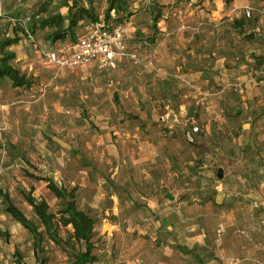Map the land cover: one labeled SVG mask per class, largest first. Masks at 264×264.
<instances>
[{
    "label": "rangeland",
    "instance_id": "374dc122",
    "mask_svg": "<svg viewBox=\"0 0 264 264\" xmlns=\"http://www.w3.org/2000/svg\"><path fill=\"white\" fill-rule=\"evenodd\" d=\"M93 1L100 20H105L107 1ZM156 1L162 14L159 29L189 17L187 9L178 10L187 1ZM195 1L193 7L201 2ZM154 2L127 0L128 11L119 16L112 12L109 23L123 29L143 59L168 67L169 44L159 54L156 42H147ZM40 3L0 2V34L10 28L6 17L29 29ZM263 5L261 0L251 9L253 18L243 22L251 31L249 40L255 38L257 27L264 38ZM49 10L64 15L68 11L63 0H51ZM52 31H37V46L23 37L18 50L21 60L16 66L32 79L31 88L0 81V191L8 193L43 233L42 241H35L4 212L0 198V251L11 261L27 264H70L71 247L84 249L70 239L72 228L60 223L59 200L46 182L26 177L29 171L77 189L78 206L97 220L98 264H223L213 258L215 250L227 255L229 264H264V56H242L227 74L213 76L209 86L193 79L180 91L188 108L178 111L163 86L165 75L156 68L124 62L111 72L96 67L60 71L46 65L41 50L59 46L49 43ZM76 32L81 36L83 27ZM210 64V59L200 63ZM239 75L240 86H232L239 83ZM110 79L115 87L106 86ZM138 79L147 85H138ZM116 87L124 88L128 96L118 92L113 101H128L144 118L129 114L127 123L109 119L119 114L107 107ZM96 88L103 90L101 97ZM191 123L205 130L198 137L201 147L184 138L183 129ZM220 169L223 179L218 178ZM22 190L48 203L57 215L49 230ZM151 201L156 208L148 206ZM141 210L146 215L139 216Z\"/></svg>",
    "mask_w": 264,
    "mask_h": 264
},
{
    "label": "trees",
    "instance_id": "16d2710c",
    "mask_svg": "<svg viewBox=\"0 0 264 264\" xmlns=\"http://www.w3.org/2000/svg\"><path fill=\"white\" fill-rule=\"evenodd\" d=\"M108 8L105 14V20H100L99 15L96 12L95 3L93 0H63V7L67 8V14L54 13L49 10L51 0H41L40 8L38 13L31 20V26L29 29H25L20 21L13 17H6L10 22V28L7 33L0 34V81L9 80L12 83L13 88H31L34 83L27 73L22 72L16 66L17 53L14 47L18 46L23 37L29 39V41L36 45L34 36L39 30L52 29L53 31L49 34V43L53 45L59 43L58 48H52L51 50H59L64 46H70L77 44L86 34V28L92 24L100 23L106 27L116 28L109 23L111 19V13L115 12L117 16L121 13H126L127 0H106ZM234 1V0H230ZM261 0H256V7ZM157 1L150 6V15L152 18L151 35L147 37V42L155 44L156 38L160 34L158 28V22L162 18V14L157 10ZM264 9V5H263ZM132 13H127V17H131ZM248 17L246 12L244 17L239 19L236 25L240 27L245 26L243 22ZM83 27V33L77 37L76 30L79 27ZM244 28V27H243ZM261 30L258 32V30ZM243 33V32H242ZM258 35L263 36L262 29L259 27L255 28V32ZM247 36H251L246 35ZM245 37V38H246ZM126 42L131 50L137 51L132 48L125 36ZM34 42H33V41ZM37 46V45H36ZM138 52V51H137ZM146 58L145 60H148ZM135 66V65H134ZM138 67V66H136ZM141 68V67H140ZM133 119L138 120L137 115H134ZM131 118V117H130ZM200 132L195 137V142L190 143L187 141L185 136V128L183 129V135L185 140L190 144H195L198 147L201 145L198 143V137L204 134L205 130L200 125ZM3 146L0 144V151ZM35 170L37 169L34 165L32 166ZM26 177L34 179L36 181H44L47 183V188L60 202L59 210V221L65 227H71L73 232L70 239L74 240L77 244L83 245L84 249L75 251V247L72 246V259L70 264H98L100 259L94 253L96 244L94 241L95 232L97 230V220L93 216H90L87 212L82 210L77 203V189H69L65 186H59L55 183L52 177H42L26 171ZM26 202L33 208L35 215L39 218L41 224L49 230L53 225V221L57 218L55 214L50 212V207L45 201L36 200L30 192L22 190ZM1 202L4 206V212L9 215L17 224L21 225L27 230L34 238L35 241L40 242L43 239V233L35 222L29 219L26 214L13 202L12 198L8 193L0 191ZM11 260V259H10ZM16 264H27L24 261H12Z\"/></svg>",
    "mask_w": 264,
    "mask_h": 264
},
{
    "label": "crops",
    "instance_id": "0c3cea01",
    "mask_svg": "<svg viewBox=\"0 0 264 264\" xmlns=\"http://www.w3.org/2000/svg\"><path fill=\"white\" fill-rule=\"evenodd\" d=\"M184 1L187 2L185 4L180 3L178 10L182 11L183 8L187 9L186 12L189 17L186 21L175 20L170 24H165L159 29V39L156 42L155 48L157 53L162 54V49L165 44H169L171 47L170 51L172 52H170L169 66L165 67L160 64V68L156 66V71L165 75L163 86L167 87L169 90L168 94L178 107V111H180V109L181 111H186L188 108L187 104L184 103L185 100L183 95L180 94V91H183L184 88L191 85L193 79H201L200 83L202 87L205 85L209 86L213 76L227 74L232 66H236L240 63L239 61L242 56H264L263 36L254 33L255 38L249 40L245 37L249 35L251 31L243 25L245 32L242 33L239 24L236 25L237 21L244 16L247 9L256 8V0H201L196 7H193L196 2L195 0H189V3L188 0ZM253 32H255V29H253ZM21 43L14 47L17 53L16 64L21 60L18 51ZM202 59H210L212 64L209 66L200 65ZM156 60L158 63L161 62V58L159 59L156 57ZM124 62L125 61L120 60L117 67L124 64ZM91 67L95 68L94 66H90L79 69L82 70ZM235 69L233 70V72L235 71L233 76L236 78L237 73ZM238 69L240 70L241 67ZM106 72H111V70H106ZM235 78L233 79L235 80ZM143 80L144 79H138L137 84L145 87L147 83ZM237 80L239 83H233L232 86H240L242 82L240 75ZM106 86L115 87L116 85L114 80L110 79V81L107 80ZM97 91L100 92L99 96L101 97L103 90L101 88H96L95 92ZM118 92H120L121 95L128 96V92H125L124 88L116 87L115 93L113 92V95L108 98L109 106L107 107H109V110H114L115 108L118 110L117 112H119V114L117 116L114 114L109 119L112 121L117 119L119 123L120 121H125L124 123H127L129 114L138 115L140 119L144 118V115H140L139 112L134 113V109L129 107L128 101L123 100L121 104L114 102V97L115 99L117 98ZM172 113L173 111H170L169 114L171 115ZM148 206L156 208L157 203L151 201ZM153 210L156 212L155 209ZM141 212L143 211L141 210L137 214L141 216ZM115 213L120 215L121 212L113 210L112 214ZM143 214L146 215V212L144 211ZM196 240H200V238ZM212 252L213 258H215L217 262L222 261L223 264H229L226 257L227 255H224L223 252L216 250Z\"/></svg>",
    "mask_w": 264,
    "mask_h": 264
},
{
    "label": "built area",
    "instance_id": "2783aa9c",
    "mask_svg": "<svg viewBox=\"0 0 264 264\" xmlns=\"http://www.w3.org/2000/svg\"><path fill=\"white\" fill-rule=\"evenodd\" d=\"M3 1L5 0H0V2ZM246 14L251 17V9H247ZM260 31L259 29L258 32ZM41 55L46 65L54 66L60 71H73L90 66L96 67L99 71L114 70L120 60L144 69L156 68L153 59L145 60L137 51L129 48L125 32L121 27L110 28L100 23L88 26L84 38L77 44L64 46L59 50H41ZM200 131V127L195 123L186 125L187 141L194 143L195 137ZM218 233L221 235L222 230H219ZM0 264L16 263H13L0 251Z\"/></svg>",
    "mask_w": 264,
    "mask_h": 264
},
{
    "label": "water",
    "instance_id": "95a60500",
    "mask_svg": "<svg viewBox=\"0 0 264 264\" xmlns=\"http://www.w3.org/2000/svg\"><path fill=\"white\" fill-rule=\"evenodd\" d=\"M223 177H224V174H223V170H219V175H218V178L219 179H223Z\"/></svg>",
    "mask_w": 264,
    "mask_h": 264
}]
</instances>
